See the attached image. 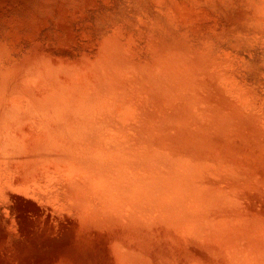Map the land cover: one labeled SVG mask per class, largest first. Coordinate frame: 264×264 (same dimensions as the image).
I'll return each mask as SVG.
<instances>
[{
	"label": "rangeland",
	"instance_id": "obj_1",
	"mask_svg": "<svg viewBox=\"0 0 264 264\" xmlns=\"http://www.w3.org/2000/svg\"><path fill=\"white\" fill-rule=\"evenodd\" d=\"M0 264H264V0H0Z\"/></svg>",
	"mask_w": 264,
	"mask_h": 264
},
{
	"label": "bare ground",
	"instance_id": "obj_2",
	"mask_svg": "<svg viewBox=\"0 0 264 264\" xmlns=\"http://www.w3.org/2000/svg\"><path fill=\"white\" fill-rule=\"evenodd\" d=\"M129 139H131V138H129ZM129 139H128V140H129ZM123 140H125V139L123 138ZM110 141H114V140H110ZM110 141H108L109 144L114 143V144H116V147H117V148H118V147H121V146L123 147L122 144H121L120 146H118V145H117V142L115 143V142H110ZM115 141H117V139H116ZM118 141H119V140H118ZM121 141H122V140H121ZM125 141H127V140H125ZM130 141H131V142H129V143H128V141H127V142H124V141H123V144L127 145L126 143H128V144L132 143V140H130ZM108 142L105 141V143H107V147H109ZM118 144H120V143H118ZM111 146H112V145H111ZM112 147H114V145H113ZM112 147H110V148H112ZM114 149H116V148L114 147ZM94 155L97 156V154H94ZM92 156H93V155H92ZM92 156H91V158H90V156H89V160H86V162H87V161L90 162V161L92 160V158H93ZM95 156H94V161H95V159H96ZM97 157H99V158L102 159V157H100V156H97ZM87 158H88V156H87ZM111 158H113V157H110V159H111ZM115 158H116V160L113 159V162H112V164H113L112 168H113V167L115 166V164H116L115 161H117V157H115ZM90 159H91V160H90ZM101 159H100V161H102ZM106 159H107V158H104V160H106ZM108 159H109V158H108ZM96 160H97V159H96ZM92 161H93V160H92ZM92 161H91V162H92ZM94 161H93V162H94ZM109 161H111V160H108V163H109V165H110V162H109ZM89 162H88V164H89ZM91 162H90V164H91ZM105 162H106V161H105ZM105 162H104V164H105ZM114 162H115V163H114ZM108 163H107V166H108ZM119 163H120V161H119ZM97 164H103V163H102V162L99 163L98 160H97ZM112 164H111V165H112ZM92 165H93V164H92ZM95 165H96V164H95ZM111 165H110V167H108L109 169L111 168ZM116 165H117V164H116ZM118 165H119V164H118ZM86 166H87V164H86ZM89 166H90V165H89ZM101 166H103V165H101ZM101 166H98V167H101ZM104 166H105V165H104ZM107 166H105V167H107ZM94 167L97 169L96 166H94ZM105 167H103V168H105ZM88 168H89V167H88ZM90 168H91V167H90ZM95 168H94V169H95ZM92 169H93V168H91L89 171H92ZM98 169H99V168H98ZM98 169H97V170H98ZM101 169H102V168H101ZM109 169H106V168H105V169H102V170H104V171L107 170V171H108ZM97 170H93L94 172H93V171H92V172H93V173H97V172H95V171H97ZM98 171H99V170H98ZM104 171H103L102 173L105 174L106 172H104ZM100 172H101V170H100ZM93 173H92V174H93ZM88 174H90V175H88ZM88 174H87V175H88L89 177H90V176H91V177L94 176V174L92 175L91 172L88 173ZM87 175H86V176H87ZM97 175H98V174H97ZM102 175H103V174H102ZM98 176H100V175H98ZM98 176H95V178H97ZM98 178H99V177H98ZM72 179H74V177H73ZM72 179H71V180H70V178L68 179V180L70 181L69 183H71ZM77 179H78V178H77ZM77 179H76V180H77ZM79 179H80V178H79ZM81 179L84 180V177L81 178ZM81 179H80V181H81ZM89 179H90V178H89ZM91 179H92V178H91ZM66 180H67V178H66ZM92 180H93V179H92ZM92 180H91V181H92ZM77 181H78V180H77ZM77 181H75V182H77ZM72 182H73V181H72ZM111 184H113V183H111ZM108 186L110 187L111 185L108 184ZM114 186H115V185L111 186L110 188H113ZM114 188H115V187H114Z\"/></svg>",
	"mask_w": 264,
	"mask_h": 264
}]
</instances>
